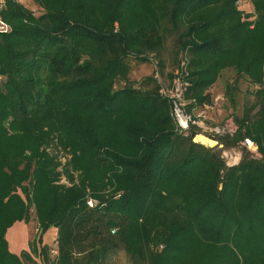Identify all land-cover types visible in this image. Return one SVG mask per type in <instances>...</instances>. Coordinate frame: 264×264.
I'll return each mask as SVG.
<instances>
[{
    "label": "trees",
    "instance_id": "16d2710c",
    "mask_svg": "<svg viewBox=\"0 0 264 264\" xmlns=\"http://www.w3.org/2000/svg\"><path fill=\"white\" fill-rule=\"evenodd\" d=\"M240 2L1 0L0 264H105L118 249L128 264H264V0ZM171 38L183 63L169 88L131 82ZM225 71L230 106L241 80L250 101L215 151L167 95L179 78L193 122ZM245 140L261 158L243 146L228 165ZM31 212L36 236L12 254L6 233Z\"/></svg>",
    "mask_w": 264,
    "mask_h": 264
},
{
    "label": "rangeland",
    "instance_id": "374dc122",
    "mask_svg": "<svg viewBox=\"0 0 264 264\" xmlns=\"http://www.w3.org/2000/svg\"><path fill=\"white\" fill-rule=\"evenodd\" d=\"M23 3L38 14L39 11L33 4L29 2ZM239 7L249 14L252 13L251 0H241ZM173 44H175V41L172 38L168 39L165 43L164 50L159 57L154 54H149L133 62L129 74L130 81L138 83L143 78L154 75L165 89L169 88L170 78L173 76L175 70H180V66H182L183 63V58L179 54L180 52L177 51ZM233 77V72H223L219 80L210 90L213 97V104L211 107L196 113L195 120L192 119L194 123L191 125L195 126L199 132L197 136H202L215 143L213 146L202 145L208 148H214L215 151L222 149V146L215 140L216 137H221L226 133H234L235 127L233 125L232 117L240 114L243 107L250 101L249 90H251V87H249L246 81L241 80L237 84L238 89L235 93L236 108L234 109L230 106L227 98L224 96V89L225 84L228 82L230 83ZM195 138L193 140L194 142H196ZM239 146V148L229 149L222 153L228 165L233 166L238 164L240 160L239 151L244 145L240 144ZM250 152L254 157L261 158L257 153L256 147L255 149L252 148ZM22 227L24 229V234L30 239V241H32L37 233V225L33 212H31L30 222L23 224ZM55 239V231L50 229L42 238V244L45 243L49 248L54 249ZM128 262L129 259L126 253L123 250L118 249L109 254L105 264H128Z\"/></svg>",
    "mask_w": 264,
    "mask_h": 264
},
{
    "label": "built area",
    "instance_id": "2783aa9c",
    "mask_svg": "<svg viewBox=\"0 0 264 264\" xmlns=\"http://www.w3.org/2000/svg\"><path fill=\"white\" fill-rule=\"evenodd\" d=\"M0 29H3V26L1 24H0ZM184 90H185V85L182 83V81L179 78H176L173 82V89L167 96L169 97L172 103V111L175 120L177 122V125L181 129L186 130L189 123H194V122H191L190 117L186 116L182 111L183 110L182 107L184 105L182 101ZM242 144L246 146L249 152L252 150V148L255 149V146L249 140H245ZM89 205L90 206L92 205L91 202H89ZM52 253H54V251H52Z\"/></svg>",
    "mask_w": 264,
    "mask_h": 264
},
{
    "label": "crops",
    "instance_id": "0c3cea01",
    "mask_svg": "<svg viewBox=\"0 0 264 264\" xmlns=\"http://www.w3.org/2000/svg\"><path fill=\"white\" fill-rule=\"evenodd\" d=\"M23 224L24 223L15 224L6 233V240L8 242L9 251L15 255H19L21 251H28V243L30 242V239L24 234V229L22 227ZM53 230L55 231L56 235V230ZM43 244L45 245V243Z\"/></svg>",
    "mask_w": 264,
    "mask_h": 264
},
{
    "label": "bare ground",
    "instance_id": "6f19581e",
    "mask_svg": "<svg viewBox=\"0 0 264 264\" xmlns=\"http://www.w3.org/2000/svg\"><path fill=\"white\" fill-rule=\"evenodd\" d=\"M195 141L207 146H213L215 144L213 141H210L202 136H196Z\"/></svg>",
    "mask_w": 264,
    "mask_h": 264
}]
</instances>
